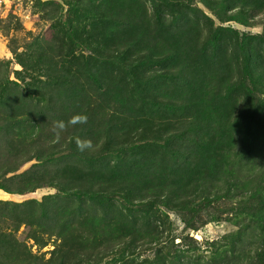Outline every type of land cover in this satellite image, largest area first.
<instances>
[{
	"label": "trees",
	"instance_id": "1",
	"mask_svg": "<svg viewBox=\"0 0 264 264\" xmlns=\"http://www.w3.org/2000/svg\"><path fill=\"white\" fill-rule=\"evenodd\" d=\"M33 4L53 33L0 59V189L55 192L0 199V264H264V0ZM207 211L226 234L179 236Z\"/></svg>",
	"mask_w": 264,
	"mask_h": 264
},
{
	"label": "rangeland",
	"instance_id": "2",
	"mask_svg": "<svg viewBox=\"0 0 264 264\" xmlns=\"http://www.w3.org/2000/svg\"><path fill=\"white\" fill-rule=\"evenodd\" d=\"M34 2L35 0H0V59L13 60L12 66H14L15 69H18L19 66L16 64L13 58L14 55L11 51V40L13 37L18 41L17 46L23 49L22 45L32 40V38L43 37L50 39L53 33L50 22L43 20L39 13L34 12ZM40 9L44 10L43 8ZM225 25H231L239 29L242 33H255L259 31L258 26H244L236 22H227ZM33 162L35 161L26 164L23 170L29 168ZM53 192H55L54 189L42 188L33 193L19 195L9 194L0 189V199L21 202L29 198H42L43 195ZM171 215L177 226L179 236L181 237L190 232V235L200 241L205 239L213 240L220 238L229 230L228 225L215 221L213 215L208 211L204 213L206 223L198 231L186 229L176 213L171 212ZM180 240L181 239H177V242ZM30 243H32V241ZM51 248L53 247L48 246L44 248L43 251ZM34 250H37L36 246Z\"/></svg>",
	"mask_w": 264,
	"mask_h": 264
},
{
	"label": "clouds",
	"instance_id": "3",
	"mask_svg": "<svg viewBox=\"0 0 264 264\" xmlns=\"http://www.w3.org/2000/svg\"><path fill=\"white\" fill-rule=\"evenodd\" d=\"M87 122V116L84 114H77L75 115L69 123L71 124H83ZM66 127L65 123L63 121H58L54 122V132H56L57 139L59 138V131L64 130ZM77 147L80 148L81 150H84L85 148H91L92 147V142L90 140H80L77 139L76 141Z\"/></svg>",
	"mask_w": 264,
	"mask_h": 264
}]
</instances>
